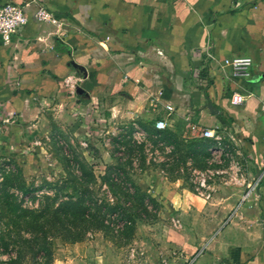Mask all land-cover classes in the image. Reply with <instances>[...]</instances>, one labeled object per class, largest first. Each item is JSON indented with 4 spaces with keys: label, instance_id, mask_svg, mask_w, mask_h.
<instances>
[{
    "label": "crops",
    "instance_id": "1",
    "mask_svg": "<svg viewBox=\"0 0 264 264\" xmlns=\"http://www.w3.org/2000/svg\"><path fill=\"white\" fill-rule=\"evenodd\" d=\"M4 2L27 5L28 14L44 7L56 18H31L9 44L0 37L6 115L37 127L46 115L78 118L98 104L122 121L164 119L179 135L203 138L192 126L230 133L257 165L258 189L207 252L198 256L200 246L184 242L185 256L194 264H264V0ZM238 57L252 59L250 77L225 65ZM234 93L243 104L231 103ZM177 196L165 190L158 200L174 211ZM59 264L102 263L82 251Z\"/></svg>",
    "mask_w": 264,
    "mask_h": 264
},
{
    "label": "rangeland",
    "instance_id": "2",
    "mask_svg": "<svg viewBox=\"0 0 264 264\" xmlns=\"http://www.w3.org/2000/svg\"><path fill=\"white\" fill-rule=\"evenodd\" d=\"M82 116L55 121L46 115L39 126L22 127L18 120L6 115L0 103V182L21 169L26 185L36 189L26 196L15 190L23 207L42 206L44 197L55 190L39 188L47 182L61 185L67 177V160H73L71 170L76 172L75 155L95 162V174L102 176L107 165L116 163L114 156L128 160L130 148L134 178L145 191L156 194V199L165 190L183 196L175 199L174 211L164 200L155 219L137 221L129 243L96 230L78 242L56 238L50 261L30 253L23 264H59L82 251L102 264H189L194 259L186 258L184 242L198 244V256L207 252L210 242L227 229L243 206L252 202L250 197L258 189L257 165L247 160L238 140L219 128L214 129L215 137L208 139L189 132L179 135L169 129L159 131L173 132L181 140L176 144L173 138H167V142L163 135H155L152 124L122 121L98 104ZM102 186H96V191L104 198L108 191ZM238 221L242 223L241 218ZM4 228L0 224V235ZM4 252L0 246V264H8L9 256H15L14 250L10 255Z\"/></svg>",
    "mask_w": 264,
    "mask_h": 264
},
{
    "label": "trees",
    "instance_id": "3",
    "mask_svg": "<svg viewBox=\"0 0 264 264\" xmlns=\"http://www.w3.org/2000/svg\"><path fill=\"white\" fill-rule=\"evenodd\" d=\"M153 132L163 135L165 140L173 138L176 144L181 142L171 131ZM132 151L130 148L126 161L114 156L116 163L107 165L102 176L95 174V162L80 158V154L75 155L76 172L71 170L73 160H67L64 164L67 177L61 185L47 182L38 187L52 188L55 192L47 194L43 199L45 203L37 209L25 208L22 201H17L15 190L24 196L36 190L26 185L21 169L6 176L0 182V224L5 227L0 235V246L8 255L15 251V256H9L8 264H23L25 255L30 253L38 259L50 261L54 239L78 242L96 230L105 235L111 233L123 243L132 241L137 221L155 219L164 205L134 178ZM98 179L102 180L113 200L107 193L104 198L98 196L96 186L103 187L98 185ZM5 218L8 222L4 224Z\"/></svg>",
    "mask_w": 264,
    "mask_h": 264
},
{
    "label": "built area",
    "instance_id": "4",
    "mask_svg": "<svg viewBox=\"0 0 264 264\" xmlns=\"http://www.w3.org/2000/svg\"><path fill=\"white\" fill-rule=\"evenodd\" d=\"M26 6L20 3L4 2L0 4V37H2L5 44L14 41L23 29L27 26L31 18L38 22H56L54 13L45 9L44 7L36 8L31 14L26 11ZM225 65L232 68V73L235 77L248 78L251 76V66L253 61L251 58H227ZM245 101V96L239 93H234L231 98V103L241 105ZM168 112L173 111L174 107L165 105ZM154 128L157 131H164L167 129V123L164 119H159L155 122ZM193 132H199L203 138H214L216 131L214 129H205L201 132L196 126H192ZM217 139H221L217 135ZM194 264V261L189 262Z\"/></svg>",
    "mask_w": 264,
    "mask_h": 264
}]
</instances>
